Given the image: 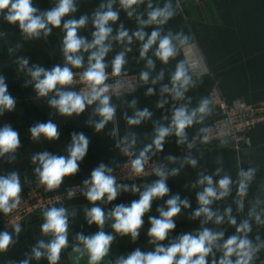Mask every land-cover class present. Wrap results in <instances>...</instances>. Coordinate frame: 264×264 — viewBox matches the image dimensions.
<instances>
[{"label": "crops", "instance_id": "1", "mask_svg": "<svg viewBox=\"0 0 264 264\" xmlns=\"http://www.w3.org/2000/svg\"><path fill=\"white\" fill-rule=\"evenodd\" d=\"M33 5L39 12H45L56 6L58 0H32ZM112 3L113 10L119 13V19L112 23V36L117 35L120 26L129 32L131 36L135 31L141 29L138 17L147 19L150 11L149 3L153 7H162L166 0H143L142 3L133 6V15L128 16L119 0H76L77 10L62 19L61 27L52 28L49 35L41 33L38 38H27L19 29L18 25L9 24L0 16V76L5 80L8 93L16 100V106L12 111L5 110L0 114V128L10 125L19 133L20 146L15 153H8L0 156V176H7L12 172L19 175L22 190L27 186L38 183V176L35 168L39 166L32 163V157L37 153L49 152L54 155L67 156V147L71 143L73 132L86 134L90 140L88 152L80 162L77 174L64 178L63 184H82L85 179L90 178L91 171L100 163L117 168L122 161L120 149L115 144L118 138L126 134L134 133L136 145L133 151L138 155L139 151L147 144H150L155 136V129L158 126H168L174 110L180 106H187L189 110L198 107L202 98H214L211 105L212 113L204 118L202 122L194 123L185 129L186 140L183 144L178 143V138L170 134L165 138L163 151L157 152L151 158L156 159L159 164L166 166L170 172L178 169L175 176L169 175L166 183L170 189L168 195L155 199L152 202L151 210L144 216V224L136 240L130 235L122 236L115 233L111 227L112 220H106L103 231L112 234L114 240L110 246L109 253L99 264H117L121 258H127L137 248L142 252L155 250V244L150 243L148 229L151 227L149 217H159L157 209L164 207L166 201L172 195L178 194L181 200L187 199L190 207L181 208L180 214L174 218L176 227L169 233L168 239L158 242L167 246L178 236L184 233H197L203 228L212 231H223L224 240L236 235V228L240 223L247 220L251 231L247 236L254 245H264V126L258 125L250 131L251 144L236 149L230 145L206 146L201 144L202 129L209 124L217 112L219 100H231L242 98L248 102L264 100V0H179L181 8L176 9L177 14L160 26L162 34L171 31L173 34L183 31L193 36L191 47L199 56L200 62L205 67L204 74L193 75L196 81L194 87H190L181 100H174L171 93H162V85L171 88V76L179 61L185 60L184 53L163 64L154 56L156 45L149 50L145 58H141L140 51L142 42L133 37L131 44L125 40L123 43L114 39L110 40L111 50L105 57V62L111 69V61L126 48V64L123 72L137 74L140 80V73L149 72V81L144 83L140 80L137 88L130 90L123 96L111 98V103L116 106V117L109 122L105 128L97 132L93 125L87 123L89 118L98 120L93 115V106H89L79 116L66 117L58 114L57 110L48 104L52 97H39L34 88V82L28 83L32 78L28 69L34 66H41L51 69L55 65L63 66L65 63L62 51L64 37L63 22L68 19H79L87 16L88 23L79 29L78 34L91 41L92 33L95 31L92 24L93 13L100 11L101 4ZM173 8H176L177 0H171ZM182 9V10H181ZM38 12V14H39ZM157 25L144 26L143 31L150 35ZM84 56V68L87 67L89 53H82ZM154 61V68L147 67V59ZM28 60V65L21 67L20 61ZM81 69V68H80ZM72 70H75L73 68ZM163 72L162 79L153 84L152 80ZM154 92L148 94V88ZM135 100V107L131 101ZM161 101H166L159 106ZM148 109L152 115L139 125H128L127 117H131L137 110ZM52 120L56 123L60 132L57 140H48L41 136L38 140L31 137L30 128L37 123ZM117 131V137H113V129ZM191 144L192 147L188 145ZM175 157L169 161L167 157ZM14 157V158H13ZM195 159L196 165L187 162ZM118 165V166H117ZM255 169L254 178L248 183L244 196L239 195V172ZM220 170L217 173V170ZM213 177L214 184L223 176L231 178L230 193L220 200H215L210 207L214 212L224 216L225 210L231 208V217L235 218L236 224L229 223L228 217L222 223L216 224L215 219L202 223L204 217H193L194 211L199 207L197 194L203 191L206 185H201L198 180L204 176ZM158 179L150 175L143 182V187ZM129 185V183H119ZM143 189V188H142ZM139 198L138 193L131 191L118 195L112 202H96V206L102 207L106 213L110 212L116 205L130 204ZM106 199V198H105ZM242 205V207H241ZM94 205L87 200L85 195L64 207L68 211L67 246L62 249L57 264H89V257L83 244L77 239L78 234L85 236L93 235L100 229L96 224L89 225L86 219V210ZM254 210V215L250 212ZM255 215L260 216L257 222ZM2 212H0V232H4L1 226ZM44 223L43 215H33L27 222L20 226L21 231L17 234L15 230L9 231L13 236L14 243L10 244L6 251L0 252V264H21L27 260L28 264H50L46 255L36 259L33 255L35 248L40 241L48 243L51 241V234L45 235L41 231ZM223 241H221L222 243ZM79 248L83 252H77ZM43 252L44 249H41ZM208 257L209 264L213 259L217 262L223 253L217 249L213 250ZM235 259V257H233ZM251 264H264V246L256 253Z\"/></svg>", "mask_w": 264, "mask_h": 264}, {"label": "clouds", "instance_id": "2", "mask_svg": "<svg viewBox=\"0 0 264 264\" xmlns=\"http://www.w3.org/2000/svg\"><path fill=\"white\" fill-rule=\"evenodd\" d=\"M142 2L143 0H119L121 7L127 11L129 17L133 15V12L128 10ZM100 8V11L93 13L92 24L95 31L92 33L91 41L78 34L79 29L88 23L89 18L87 16H81L79 19H68L63 22L65 33L62 41L65 60L63 66L55 65L50 70L41 66L28 69L32 78L28 83L34 82V88L39 97H49L50 93L53 94L48 99V104L56 109L58 114L66 117H72L74 114L79 116L89 106L95 105L93 115L98 116L99 119L89 118L87 123L93 125L97 132L115 120L116 106L111 103L109 93L110 91L116 92L123 87L122 81H117L115 86L106 83L109 78L106 69L109 65L105 62V57L111 50V39L121 43L127 40V43L131 44L133 37H135L142 42L141 58H145L149 50L156 45L154 56L163 64H167L171 59L177 57L181 51L190 47L193 41V36L185 34L183 31L175 34L169 31L167 34H162L160 26L167 24L177 14L176 9L181 8L179 0H177L176 8H173L171 0H166L162 7H153L149 3L150 11L147 14V19L137 18L142 27L131 36L121 25L117 35L113 37L111 25L118 21L119 13L113 10L111 2L107 5L101 4ZM76 10V0H58L55 7L45 12H39L32 0H0V16H3L9 24L18 25L27 38H38L41 33L44 36L49 35L52 28L61 27L62 19L76 12ZM149 25L158 26L151 31L150 35L143 31V27ZM126 51H130V49L126 48L125 51H121L111 61V75L113 77L121 76L126 64ZM82 53H89L86 68H84ZM20 65L22 68L26 67L28 60L22 59ZM154 66L153 59L148 58L147 67L151 69ZM73 68H84V71L79 75V82L85 87L79 91L73 88V85L77 83ZM195 69V63H191L187 59L179 61L171 76V88L168 85H162L161 92L171 93L174 100L183 99L189 88L196 84L192 75ZM162 77L163 72L156 79H153L152 83H157V80L162 79ZM140 80L147 83L149 72H141ZM153 92V88H148L147 93L149 95ZM214 100V98L204 97L200 100L198 107L191 110L187 106L176 108L172 114L170 125L156 127L152 142L145 145L138 155L133 151L136 145L134 133L118 138L115 146L123 154L134 157L128 165L130 173L136 176L143 175L151 157L157 152L163 151L165 138L173 132L178 138L177 142L183 144L186 140L185 129L194 123L202 122L206 116L210 115ZM163 103L166 101H161L159 106H163ZM135 104V100L131 101L133 107ZM15 106L16 100L8 93L5 80L0 76V114L5 110L12 111ZM151 115L152 113L145 108L137 110L131 117L126 116V119L130 126L139 125ZM202 131L207 132L209 130L202 129ZM30 133L34 140H38L41 136L48 140H57L60 137L58 126L52 120L35 124L30 128ZM111 135L117 137L115 128ZM208 139L207 135L203 137L204 142H207ZM221 143H226V141L222 140ZM89 145L90 140L86 134L73 132L71 143L67 147V156L54 155L47 151L34 155L32 163L38 162L39 164L35 168L39 184L51 191L59 188L65 177L77 174L80 162L85 158ZM19 146L20 140L17 131L10 125L0 128V156L15 153ZM188 146L192 147L191 144ZM167 159L174 161L175 157L169 156ZM187 162L193 166L197 163L195 159H189ZM152 171L158 179L147 184L143 189L135 184L131 186L119 184L114 175L115 168L103 162L91 171L89 179L83 181L86 187L84 195L94 205L86 210L87 223L89 225L96 224L100 229L93 235L78 234L77 236L87 251L89 264H99L109 253L114 236L103 231L106 220H112L111 227L115 233L122 236L130 235L133 240H136L144 224L143 218L151 210L152 202L169 194L170 189L166 181L169 175L175 176L178 169L174 168L169 172L165 165L158 164ZM219 171L218 169L217 173ZM238 175L240 177L239 195L244 196L248 183L254 178L255 169L241 170ZM198 183L206 186L203 191L197 194L199 207L194 211L193 217L203 216L202 223L215 219V223L220 224L227 216L229 223L235 225L236 220L230 215L231 208L226 209L225 215L222 216L210 207L215 200L223 199L229 195L232 184L231 178L225 175L214 184L212 176L204 175L198 180ZM121 191L138 193L139 198L128 205H116L108 213L102 207L96 206L98 201L112 202L116 200ZM21 192L22 186L16 172L7 176H0V212L5 215L12 213L21 203ZM68 194L71 196L73 192L69 191ZM165 203L166 209L164 207L157 209L159 217H149L151 227L148 229V236L151 238L150 243L155 244V250L142 252L137 248L127 258L121 257L117 264H209L208 257L214 254V249L221 251L223 255L218 262L213 259L212 264H251L260 247L264 246L254 245L252 240L248 238L247 233L251 231V226L247 220L240 223L236 228V235H232L226 240L223 239V231L203 228L195 234L190 232L181 234L167 246L160 244L158 242L168 239L169 233L175 229L174 218L180 214L181 208L190 207L187 199L181 200L178 194L170 196ZM254 214V210L250 212V215ZM43 218L44 223L41 225V231L45 235L51 234L52 239L48 243L40 241L33 248V255L36 259L46 255L50 264H57L62 249L68 244V211L64 207L52 206L44 211ZM255 219L260 222L259 215H255ZM14 230L17 234L21 231L18 223L14 225ZM221 241L223 242L221 243ZM12 243H14L13 236L9 232H0V252L6 251ZM41 249L44 251L42 252ZM75 250L83 255L81 249L76 248ZM21 264H28V261L24 260Z\"/></svg>", "mask_w": 264, "mask_h": 264}, {"label": "built area", "instance_id": "3", "mask_svg": "<svg viewBox=\"0 0 264 264\" xmlns=\"http://www.w3.org/2000/svg\"><path fill=\"white\" fill-rule=\"evenodd\" d=\"M201 1V0H197ZM184 57L191 63L196 64V69L192 75L204 74L206 69L200 62L196 51L190 46L183 50ZM84 71V68L73 70L76 73V81L73 85L74 90L79 91L85 87L79 82V75ZM109 78L106 81L109 85L115 86L117 81L123 82V87L116 92L110 91L111 98H118L125 93L137 88L140 80L137 74L122 72L121 76L113 77L112 70H107ZM264 126V100L258 102H248L242 98H232L231 100H219L217 104V112L215 117L209 122L204 129L209 131L202 133L201 144L206 146L213 145H230L236 149L251 144L250 131L256 126ZM209 137L207 142H204L203 137ZM224 140L226 143H221ZM122 161L121 164L115 168L114 175L118 183L135 184L143 188V182L150 175L153 174L152 169L159 164V162L151 158L145 167V173L141 176L131 174L129 171V162L133 156L125 155L120 151ZM69 191L73 195L69 196ZM86 191L85 185L82 184H61V186L54 190H46L45 186L34 183L24 188L21 192V203L13 210L12 213L5 215L2 213L1 226L4 231L14 230V225L21 226L33 215H43L49 207L64 206L72 201L78 199Z\"/></svg>", "mask_w": 264, "mask_h": 264}]
</instances>
